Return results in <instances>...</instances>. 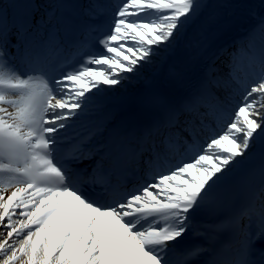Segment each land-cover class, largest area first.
<instances>
[{
    "label": "snow or ice",
    "instance_id": "6c2138e0",
    "mask_svg": "<svg viewBox=\"0 0 264 264\" xmlns=\"http://www.w3.org/2000/svg\"><path fill=\"white\" fill-rule=\"evenodd\" d=\"M104 14L72 0L0 2V264H264V204L233 207L221 187L264 142V0H127ZM235 19L249 22L251 80L237 76L234 54L226 73L210 67L179 97L145 80L141 111L87 119L93 96L136 76L182 30ZM93 45L102 51L86 55ZM225 208L218 222L197 220ZM228 226L240 239L220 260L212 234ZM189 233L209 246L178 248Z\"/></svg>",
    "mask_w": 264,
    "mask_h": 264
},
{
    "label": "bare ground",
    "instance_id": "6f19581e",
    "mask_svg": "<svg viewBox=\"0 0 264 264\" xmlns=\"http://www.w3.org/2000/svg\"><path fill=\"white\" fill-rule=\"evenodd\" d=\"M0 2L7 3L8 0H0ZM48 2H50V0H39L41 4H46ZM72 2L81 8L85 7L87 4L86 0H72ZM124 2H127V0H91L88 4L95 3L102 6L105 9L104 19H107L114 14L115 7ZM208 2L215 3L217 0H208ZM233 2L238 4H259L260 0H233ZM186 29L182 30L177 41L167 49L161 50L158 55L154 57L152 63L146 65L136 76L131 77L113 89H105L93 96L92 104L90 105L91 116L87 119L97 120L108 113H114L117 116L135 113L129 111V106L134 102L132 98L143 90L145 80H150L154 90L159 94H165L166 97H179L188 83L194 82L199 75L207 71L210 67L215 68L220 73H226L228 71V63L222 62V58L220 59L222 52H226L230 49L229 53L237 55V58H241V60L244 59L243 56L247 55L245 54L247 52L246 48L241 45L243 39L247 37V31L249 29V22L247 20L235 19L221 21L219 25L214 27L201 28L200 26H196ZM100 51H102V49L96 52ZM233 51L238 54L233 53ZM161 52H163L162 56H160V54H162ZM225 54L224 57H226ZM60 58L61 56L58 57V62ZM245 61L246 59H244V62ZM154 62L157 64L153 68L152 64ZM235 63L237 76L243 80L246 76L238 73V71L243 72L245 75H249V69L243 68L240 70V61ZM173 67L181 71V78L179 80L169 75V69ZM247 78L251 80L250 75L247 76ZM238 100L239 97L237 96L234 98L233 103L238 102ZM75 143V140L62 143L60 146V155L63 157L68 152L72 151ZM178 160L180 159L177 158L175 160L173 158L158 164H161V168H164L168 165H174ZM90 164L91 162L85 159L79 167L83 169L90 166ZM78 179L77 177V180ZM221 187L234 197L233 207L239 206L240 204L254 203L258 209L264 204V142L257 140L255 146L249 153L232 166V169L227 173L226 179L223 181ZM7 194L10 193H6V195ZM231 213V208L223 209L217 214L219 218L218 221L231 215ZM205 214L206 213L198 214L197 220L206 222ZM15 218L16 217H14V219ZM256 218L257 217L254 215L252 219L253 231L256 229V221H254ZM242 222L247 223L246 220ZM228 227V229L231 228V226ZM232 228L235 230L236 235L231 241V243H234L233 246H229V242L224 245L226 248L225 253L228 255L226 260L234 258L235 249L238 247V241L240 239L238 230L234 227ZM7 230L8 229H4L3 226H0V232H3L5 235ZM199 237L202 238V236H193L189 233L182 242L189 240L194 241ZM18 242L19 238H17V243ZM191 244L192 243L187 246Z\"/></svg>",
    "mask_w": 264,
    "mask_h": 264
},
{
    "label": "rangeland",
    "instance_id": "374dc122",
    "mask_svg": "<svg viewBox=\"0 0 264 264\" xmlns=\"http://www.w3.org/2000/svg\"><path fill=\"white\" fill-rule=\"evenodd\" d=\"M86 1H89V0H86ZM187 30V29H186ZM162 54H160V56H162L163 55V52H161ZM157 63L156 62H154L153 64H152V67L154 68L155 67V65H156ZM3 257H0V259H2Z\"/></svg>",
    "mask_w": 264,
    "mask_h": 264
}]
</instances>
